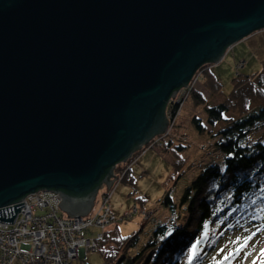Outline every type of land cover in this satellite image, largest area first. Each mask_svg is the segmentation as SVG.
I'll list each match as a JSON object with an SVG mask.
<instances>
[{
  "label": "water",
  "instance_id": "1",
  "mask_svg": "<svg viewBox=\"0 0 264 264\" xmlns=\"http://www.w3.org/2000/svg\"><path fill=\"white\" fill-rule=\"evenodd\" d=\"M263 29L264 0H0V209L47 190L89 216L197 71Z\"/></svg>",
  "mask_w": 264,
  "mask_h": 264
},
{
  "label": "trees",
  "instance_id": "2",
  "mask_svg": "<svg viewBox=\"0 0 264 264\" xmlns=\"http://www.w3.org/2000/svg\"><path fill=\"white\" fill-rule=\"evenodd\" d=\"M210 66H202L196 75L207 77L205 85L210 86L204 88L214 96H221L222 85ZM190 97L204 106L207 123L212 128L211 145L221 154L222 161L209 164L185 190L179 203L181 208L185 207L188 219L185 225L178 226V218L159 224L142 247L138 233L119 239L109 230L98 249L105 264H208L207 256L225 232L264 219V71L252 77L238 75L233 80L231 96L218 105H209L199 91L191 90ZM180 109L181 104L172 106V126ZM193 124L200 133L207 131L196 117ZM260 131L261 136L255 139V133ZM165 136L168 133L161 138ZM172 144L164 143L167 151ZM184 148L179 146L178 150ZM126 168L128 172L122 180H135L129 165ZM161 202L173 215L176 213L177 204L169 194ZM208 222V243L190 263V249L200 240Z\"/></svg>",
  "mask_w": 264,
  "mask_h": 264
},
{
  "label": "rangeland",
  "instance_id": "3",
  "mask_svg": "<svg viewBox=\"0 0 264 264\" xmlns=\"http://www.w3.org/2000/svg\"><path fill=\"white\" fill-rule=\"evenodd\" d=\"M205 65L208 67L211 65L212 72L222 85L223 94L212 95L204 88V86H210L205 85L209 79L202 74H197L189 92L181 91L170 104V110L166 111L170 120L172 106L181 104L173 126L171 124L173 122L169 123L168 136L154 138L142 148H145L142 152L136 155L134 153L126 162L117 166L118 168L116 167L113 172V178L116 179L115 185L112 188L107 187L106 184L102 185L98 191L91 214L101 208L104 196L108 195L109 205L119 220L111 228L116 238L126 239L138 233L139 247H142L149 241L151 233L159 224L169 222L171 218H178L176 221L178 226L187 223L185 207L179 206L185 190L209 164L222 161L221 154L211 145L212 128L207 123L205 108L191 99L190 92L191 90L199 91L209 105H218L231 96L233 80L238 75L252 77L263 72L264 29L228 48L218 62ZM195 117L200 119L207 129L205 133H200L193 124ZM262 132L255 133V139H258ZM170 142L173 144L167 151L164 143ZM179 146L185 148L178 150ZM126 165H129L132 170L130 175L135 180L132 178L127 181L122 180L128 172ZM167 194L177 204L174 215L161 202ZM262 251H264V219L259 222H249L239 229L225 232L206 260L208 264H218L228 257L225 264H253V261L261 264V260L264 259L261 256ZM105 263L102 253L97 252L88 253L73 264ZM17 264H21L20 261Z\"/></svg>",
  "mask_w": 264,
  "mask_h": 264
},
{
  "label": "built area",
  "instance_id": "4",
  "mask_svg": "<svg viewBox=\"0 0 264 264\" xmlns=\"http://www.w3.org/2000/svg\"><path fill=\"white\" fill-rule=\"evenodd\" d=\"M194 79L180 92H189ZM61 202L60 193L41 190L0 209L25 204L14 224L0 222V264H73L98 252L104 234L119 222L109 196L87 217H68L59 207Z\"/></svg>",
  "mask_w": 264,
  "mask_h": 264
},
{
  "label": "snow or ice",
  "instance_id": "5",
  "mask_svg": "<svg viewBox=\"0 0 264 264\" xmlns=\"http://www.w3.org/2000/svg\"><path fill=\"white\" fill-rule=\"evenodd\" d=\"M197 243H200V241H197ZM246 246V244H245ZM196 245H193V249H195ZM239 251V249L237 250ZM261 256L264 257V251L261 252ZM190 261H191V256L189 257ZM225 259H228V257H225ZM253 264H256L255 261H253ZM261 264H264V259L261 260Z\"/></svg>",
  "mask_w": 264,
  "mask_h": 264
},
{
  "label": "flooded vegetation",
  "instance_id": "6",
  "mask_svg": "<svg viewBox=\"0 0 264 264\" xmlns=\"http://www.w3.org/2000/svg\"><path fill=\"white\" fill-rule=\"evenodd\" d=\"M179 92H180V91H179ZM179 92H178L177 94H179ZM176 96H177V95H176ZM169 107H170V105H169ZM169 107L167 106L165 110H166V111H167V110H170ZM170 121H171V119H170ZM86 198H87V197H85V198H82V197H81L80 199H81V201L83 202V201H85Z\"/></svg>",
  "mask_w": 264,
  "mask_h": 264
},
{
  "label": "bare ground",
  "instance_id": "7",
  "mask_svg": "<svg viewBox=\"0 0 264 264\" xmlns=\"http://www.w3.org/2000/svg\"><path fill=\"white\" fill-rule=\"evenodd\" d=\"M176 97H177V96H176ZM176 97H175V98H176ZM175 98H173V99H175ZM173 99H172V100H173ZM172 100H171V101H172ZM171 101H170V103H172ZM170 103H169V104H170ZM114 185H115V184H114ZM114 185H113V186H114ZM109 188H110V187H109ZM131 210H136V209H135V208H131ZM131 210H130V211H131ZM130 211H129V212H130Z\"/></svg>",
  "mask_w": 264,
  "mask_h": 264
}]
</instances>
